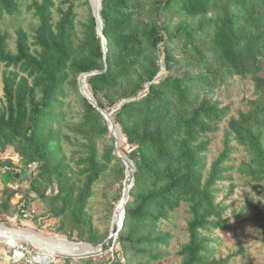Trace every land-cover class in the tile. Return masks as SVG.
Listing matches in <instances>:
<instances>
[{
  "label": "trees",
  "instance_id": "trees-1",
  "mask_svg": "<svg viewBox=\"0 0 264 264\" xmlns=\"http://www.w3.org/2000/svg\"><path fill=\"white\" fill-rule=\"evenodd\" d=\"M78 6L86 11L80 34ZM99 14L106 52L89 0H0V154L16 155H0V211L18 195L7 185L25 180L18 216L38 200L42 211L32 219H58L68 240L98 246L108 237L110 228L100 233L93 221L97 187L105 184V199L115 185L122 189L126 165L106 119L79 92L88 73L92 100L110 113L127 145L119 151L134 164L115 242L123 261L112 249L110 263L164 261L174 238L167 226L183 206L179 264L227 263L208 243L227 223L216 194L217 183L231 179L233 141L264 190V0H100ZM233 77H250L255 97L229 116L230 106L212 95ZM225 119L223 148L207 165L208 136ZM122 195H114L109 222Z\"/></svg>",
  "mask_w": 264,
  "mask_h": 264
},
{
  "label": "rangeland",
  "instance_id": "rangeland-1",
  "mask_svg": "<svg viewBox=\"0 0 264 264\" xmlns=\"http://www.w3.org/2000/svg\"><path fill=\"white\" fill-rule=\"evenodd\" d=\"M76 10L78 14V24L76 28L77 34H80V22L86 15V11L82 6H78ZM262 66V75L264 76V60L262 61ZM82 88L84 92L91 97L84 78L82 81ZM2 94V86L0 84V98H2ZM212 96L214 100L220 101L222 105L230 106L229 116H231L236 115L238 111L247 110L249 106L248 100L253 99L255 97V93L250 77H233L227 83L217 87ZM70 97L73 101L71 116L76 118L78 116L79 100L74 93H71ZM226 125L227 119L219 124L218 130L208 136L210 138V142L209 151L207 152V165H210L211 161L221 152L223 148ZM113 137L115 139L114 146L115 143L118 144L115 154L119 152L120 155L125 156L121 153V151H119V148H127L125 138L121 130L115 125ZM107 141L110 143L109 140ZM231 145L233 146V151L230 156L231 159L226 163V166H228L227 174L231 176V179L219 181L217 183L218 191L216 194V200L227 206V223L224 228H215L211 231L209 234L210 241L208 243V247L212 257L217 261L227 260V263L225 264H264V190L257 187L256 183L253 182L247 174L246 163L249 162V156L246 150L234 141ZM0 155L3 158L10 156L13 159H16V155L12 148L6 149ZM10 184L12 189L18 188V195L15 199H13V203L8 212H3L2 210L0 211V226L34 232L35 234L46 238L65 240L68 244H76L78 250L74 255L51 253L49 251H43L44 248L42 246H39L31 241H18L17 245L22 244L27 248L28 252H26V258L32 260L33 256L40 253V255H43L35 257V259L45 262L52 260L54 257L58 261L71 260L76 264H111L110 259L113 258L112 251L117 250V257L123 261L120 246L116 243L113 250L102 253H87V251L82 247V245L85 244L84 242L70 241L66 238L63 232L57 231L59 224L58 219L39 215L40 218L34 220L18 216L17 200L24 193V191L27 190L28 182L24 180L20 182H11ZM104 185L105 184L103 182L98 185L97 196L94 200V207L98 213H95L93 221L100 233H105L108 231V228H110L112 221L111 217V221L109 222L110 211L116 201L114 195L120 191L123 194V186L121 189L119 185H115L112 187V190L108 193V197L105 199L101 193L104 189ZM230 186L232 187V193H229ZM262 186L264 187V183ZM120 200L118 201L116 208L113 209L112 216L118 209ZM28 207L29 209L34 208L37 214L42 211V207L38 200L31 202ZM186 211L187 207L183 206L180 208L174 214L173 223L167 226V228L174 230V238L170 244L169 256L159 264L180 263V258L175 256V252L179 246L187 240L185 228L188 215ZM17 245H13L9 241L0 238V246L7 249L9 254H13V250L17 247ZM95 247L97 246H93V248Z\"/></svg>",
  "mask_w": 264,
  "mask_h": 264
},
{
  "label": "water",
  "instance_id": "water-1",
  "mask_svg": "<svg viewBox=\"0 0 264 264\" xmlns=\"http://www.w3.org/2000/svg\"><path fill=\"white\" fill-rule=\"evenodd\" d=\"M96 7H94V1L93 0H89V4L91 6V9H92V14L93 16L95 17V20H96V32L97 34L100 36L101 38V42H102V45H103V50L104 52H106V39L105 37L103 36V33H102V19L100 17V14H99V9H100V0H96ZM97 73V72H96ZM87 75H89L88 73H84L82 75L79 76L78 78V84H79V90L81 92V94L87 98V100L93 104V106L95 108H97L101 114L104 116V118L106 119L107 123H108V127H109V131L111 133V135L114 136V123L110 117V113L109 112H106L104 109L100 108L93 100L91 97H89L83 90L82 88V81H83V78H85ZM118 147V144L115 143V149H117ZM116 155L121 158V160L124 162V164L126 165V177L124 179V182H123V195H122V198H121V205H122V210H123V217H124V205L127 201V198H128V190H129V187L127 189H125V183L127 181V169H128V165L130 164L131 165V168H132V171H131V181H130V185H131V182H132V177H133V170H134V164L132 162V160H130L128 157L126 156H122L120 155L119 153H116ZM114 214L112 216V221H111V226H110V231H109V235L108 237L101 243L99 244L97 247L94 248V250L90 251V252H96V253H102V252H107L109 250H112L114 245H115V242H116V236L118 234V231L119 229L121 228L122 226V223H123V220L121 221V223L119 224H115L114 221ZM86 244V243H85ZM17 245V244H16ZM88 245V244H87ZM91 246V245H90ZM93 248V246H91Z\"/></svg>",
  "mask_w": 264,
  "mask_h": 264
},
{
  "label": "bare ground",
  "instance_id": "bare-ground-1",
  "mask_svg": "<svg viewBox=\"0 0 264 264\" xmlns=\"http://www.w3.org/2000/svg\"><path fill=\"white\" fill-rule=\"evenodd\" d=\"M93 1H94V7H96L97 5L96 0ZM131 171L132 168L131 165L129 164L127 169V181L125 183V189H127L130 186ZM122 220H123V210H122V205L120 203L118 209L114 212L113 221L115 224L116 223L120 224ZM0 238L9 241L13 245H16L18 241L28 240L39 246H42L44 248L43 251H49L51 253H63V254L74 255L78 251L76 244H68L65 240L46 238L43 236H39L34 232L22 231L16 228H7L4 226H0ZM82 247L87 251V253H90V251L94 250V248H92L90 245L87 244L82 245ZM41 262H45V261H41Z\"/></svg>",
  "mask_w": 264,
  "mask_h": 264
},
{
  "label": "crops",
  "instance_id": "crops-1",
  "mask_svg": "<svg viewBox=\"0 0 264 264\" xmlns=\"http://www.w3.org/2000/svg\"><path fill=\"white\" fill-rule=\"evenodd\" d=\"M7 188L12 189L10 183L7 185ZM2 190H3V184H2L1 178H0V197H1ZM13 199H15V198H13ZM13 199L10 201L11 205L13 203ZM29 260L30 259L24 257L22 259L15 261L12 257V254H9L7 249L0 246V264H76L75 262H72L71 260L58 261L55 259L53 262H50V263L31 262V260L30 261Z\"/></svg>",
  "mask_w": 264,
  "mask_h": 264
},
{
  "label": "built area",
  "instance_id": "built-area-1",
  "mask_svg": "<svg viewBox=\"0 0 264 264\" xmlns=\"http://www.w3.org/2000/svg\"><path fill=\"white\" fill-rule=\"evenodd\" d=\"M19 212H20V216L21 217L28 218V219L34 218V216L36 214V210L34 208L33 209L22 208V209H20ZM26 252H28L26 247H24L22 244L17 245V247L13 250L12 257H13V259L15 261L19 260V259H22V258H24L26 256ZM42 255H40V253H37L36 256L32 257L31 262L50 263V262H53L55 260L54 257L52 258V260H49V261H46V262H41V261H38V260L35 259V257H39V256H42Z\"/></svg>",
  "mask_w": 264,
  "mask_h": 264
}]
</instances>
